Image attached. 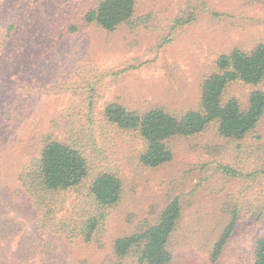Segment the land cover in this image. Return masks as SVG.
<instances>
[{"label": "rangeland", "instance_id": "obj_1", "mask_svg": "<svg viewBox=\"0 0 264 264\" xmlns=\"http://www.w3.org/2000/svg\"><path fill=\"white\" fill-rule=\"evenodd\" d=\"M96 2L0 0V29L13 25L0 47V264H128L115 256V238L155 224L177 195L183 211L171 264H254L264 233V115L241 140L221 136L216 124L176 137L173 159L153 168L140 161L144 141L111 125L104 109L110 102L177 115L200 109L216 59L264 42V0H138L134 18L113 31L83 19ZM257 88L264 82L233 83L224 100L235 97L244 108ZM51 139L75 143L92 159L84 189L65 195L66 209L100 172L123 180L102 245L38 226L19 174ZM235 206L237 227L213 261Z\"/></svg>", "mask_w": 264, "mask_h": 264}, {"label": "trees", "instance_id": "obj_2", "mask_svg": "<svg viewBox=\"0 0 264 264\" xmlns=\"http://www.w3.org/2000/svg\"><path fill=\"white\" fill-rule=\"evenodd\" d=\"M137 3L138 0H97L82 16L87 23L113 31L134 18ZM12 29L13 25L0 29V47ZM236 82L254 86L264 82V42L249 51L234 48L216 59L214 71L201 84L200 109L177 115L162 107L141 111L110 102L104 116L111 125L133 132L144 141L146 146L140 154L143 165L159 167L173 159L171 140L176 137L197 135L211 124H216L221 136L232 140H241L255 130L264 115V90H253L243 108L235 97L224 100L225 91ZM91 166V157L75 143L51 139L40 146L38 157L19 174L21 185L34 199L39 228L61 233L70 240L102 245L110 211L123 193L119 174L112 170L100 172L87 186L85 198L77 195L72 200L73 210L62 204L66 203L65 195L84 189ZM223 168L239 174L236 169ZM57 211L63 213L53 220ZM182 211L181 195H177L170 199L155 224L115 238L112 250L117 259H125L123 262L128 264H171V241ZM239 217L235 206L212 248L213 261L221 256ZM254 247V264H264V233L257 237Z\"/></svg>", "mask_w": 264, "mask_h": 264}]
</instances>
